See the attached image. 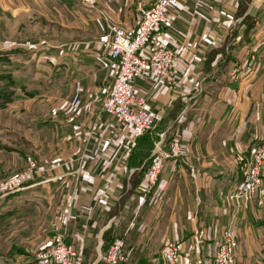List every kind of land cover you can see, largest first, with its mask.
<instances>
[{
  "label": "crops",
  "instance_id": "1",
  "mask_svg": "<svg viewBox=\"0 0 264 264\" xmlns=\"http://www.w3.org/2000/svg\"><path fill=\"white\" fill-rule=\"evenodd\" d=\"M157 1L0 0L4 12L50 29L0 53L18 95L0 108V137L9 138L0 139V180L37 165L25 190L0 199V264H51L38 254L57 236L77 248L75 264H103L117 238L127 242L120 264H168L162 250L173 240L182 242L175 264L207 263L229 228L235 264H264V207L229 199L242 182L236 154L250 159L264 140V0L180 1L145 54L165 46L184 62L171 84L149 75L134 83L158 114L134 138L102 111L114 76L104 43L114 28L133 35ZM176 137L182 152L164 160L146 195L156 145L166 150Z\"/></svg>",
  "mask_w": 264,
  "mask_h": 264
},
{
  "label": "built area",
  "instance_id": "2",
  "mask_svg": "<svg viewBox=\"0 0 264 264\" xmlns=\"http://www.w3.org/2000/svg\"><path fill=\"white\" fill-rule=\"evenodd\" d=\"M181 0H158L145 14L143 20L133 35L121 28H114L111 40L104 43V49L113 60V83L109 95L104 99L102 111L112 116L122 129L132 131L134 138L144 136L154 126L158 114L149 109L134 91V83L143 76H152L161 84H171L174 80V63L184 59L177 51L165 46L145 51L151 45L153 35L173 14ZM239 1V0H230ZM240 69V68H239ZM238 69L232 77L239 76ZM264 119V113H263ZM233 151V150H232ZM182 152V143L179 137L174 138L168 149L164 150L163 142L158 143L153 152L154 159L146 169L148 195L157 186L160 180L165 159H171ZM236 154V153H235ZM240 166L242 182L239 188L229 197L231 201L255 203L264 207V140L255 148L250 159L236 154ZM37 171L34 162L22 174L0 182V199L6 198L27 188V183ZM79 169L76 173L81 174ZM206 233L197 229L193 233L194 242L203 244ZM238 240L233 229L225 230L216 245L210 262L202 258L196 259V264H235ZM127 242L124 238L115 239L107 251L102 255L103 264H120L126 261ZM182 242L170 241L162 250V259L168 264L178 263L181 258ZM78 250L68 244L64 236H57L51 246L38 254V259L51 264H75Z\"/></svg>",
  "mask_w": 264,
  "mask_h": 264
},
{
  "label": "rangeland",
  "instance_id": "3",
  "mask_svg": "<svg viewBox=\"0 0 264 264\" xmlns=\"http://www.w3.org/2000/svg\"><path fill=\"white\" fill-rule=\"evenodd\" d=\"M40 21L41 20H39V18L35 16L32 17L27 14L13 16L11 14H8L7 12H4L3 9L0 7V53L6 52L13 43L22 42L24 44L29 41L33 43V40H35L34 38H38L41 35H49L50 29L48 31V25H44L42 23L40 24ZM40 28L41 35H39ZM45 28L46 34L43 33V30ZM42 44H45V42H43ZM7 70L9 71L10 69L6 65H0V71L6 72ZM23 71L24 69H22V67L16 65V76H19V72L21 73ZM1 129L2 128L0 127V130ZM3 130L4 131L2 132L6 133V130L4 128ZM0 139H2V141L6 143V140H9L7 135L0 137ZM0 182H2V180H0Z\"/></svg>",
  "mask_w": 264,
  "mask_h": 264
},
{
  "label": "trees",
  "instance_id": "4",
  "mask_svg": "<svg viewBox=\"0 0 264 264\" xmlns=\"http://www.w3.org/2000/svg\"><path fill=\"white\" fill-rule=\"evenodd\" d=\"M0 82H4L5 84V87L3 89H0V108H3L7 103L12 102L14 98L18 97V95H17V88L15 90L12 89L13 87L12 85L13 83L15 84V82L12 81L8 82L7 75L0 74ZM104 251H107V249L105 250L104 248Z\"/></svg>",
  "mask_w": 264,
  "mask_h": 264
}]
</instances>
